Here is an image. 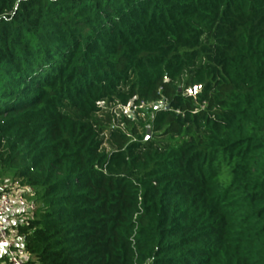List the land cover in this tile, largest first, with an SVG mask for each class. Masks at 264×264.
I'll return each mask as SVG.
<instances>
[{"label":"trees","instance_id":"16d2710c","mask_svg":"<svg viewBox=\"0 0 264 264\" xmlns=\"http://www.w3.org/2000/svg\"><path fill=\"white\" fill-rule=\"evenodd\" d=\"M1 171L35 264H264V0H0Z\"/></svg>","mask_w":264,"mask_h":264},{"label":"built area","instance_id":"2783aa9c","mask_svg":"<svg viewBox=\"0 0 264 264\" xmlns=\"http://www.w3.org/2000/svg\"><path fill=\"white\" fill-rule=\"evenodd\" d=\"M36 208L34 201L19 189L0 192V246L5 253L4 264H35L18 231V225L27 222L18 218L21 214L32 215Z\"/></svg>","mask_w":264,"mask_h":264},{"label":"rangeland","instance_id":"374dc122","mask_svg":"<svg viewBox=\"0 0 264 264\" xmlns=\"http://www.w3.org/2000/svg\"><path fill=\"white\" fill-rule=\"evenodd\" d=\"M133 103H129L127 106L123 105H115L110 103L109 105H105L103 102L100 104L101 110L92 114L91 119L94 124L97 122H101L105 127L104 135H105V146L109 149L112 146V142L110 140V135L113 132L114 128L121 127L126 130V125L129 122H134L138 128L140 127V123H144L146 119L153 115V112L161 105H143L140 107H135L132 105ZM110 119L113 120L110 122ZM130 120V121H128ZM140 134H142V130L140 129ZM150 134V133H149ZM16 188L24 192L29 199L33 200L36 207L41 205V202L37 199L38 194L34 190V188L23 187L19 184V180L13 177V174L9 172H0V192L6 190ZM32 215L29 214H21L18 219H21L23 222L27 219L31 218ZM3 256V249L0 247V257ZM35 263V258H34ZM1 264H4L3 261Z\"/></svg>","mask_w":264,"mask_h":264},{"label":"water","instance_id":"95a60500","mask_svg":"<svg viewBox=\"0 0 264 264\" xmlns=\"http://www.w3.org/2000/svg\"><path fill=\"white\" fill-rule=\"evenodd\" d=\"M197 89H191L190 91H189V93L191 94V93H194L195 91H196ZM150 133V132H149Z\"/></svg>","mask_w":264,"mask_h":264},{"label":"crops","instance_id":"0c3cea01","mask_svg":"<svg viewBox=\"0 0 264 264\" xmlns=\"http://www.w3.org/2000/svg\"><path fill=\"white\" fill-rule=\"evenodd\" d=\"M0 247H1V246H0ZM1 248L3 249V247H1ZM4 254H5V253H4V249H3V256H2V257H4V258H5ZM2 257H0V258H2Z\"/></svg>","mask_w":264,"mask_h":264}]
</instances>
